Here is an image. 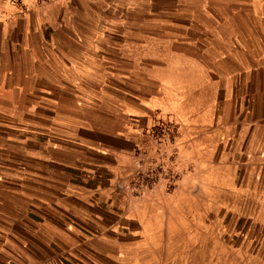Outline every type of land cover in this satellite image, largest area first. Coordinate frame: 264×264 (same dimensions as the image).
Segmentation results:
<instances>
[{
    "label": "crops",
    "instance_id": "obj_1",
    "mask_svg": "<svg viewBox=\"0 0 264 264\" xmlns=\"http://www.w3.org/2000/svg\"><path fill=\"white\" fill-rule=\"evenodd\" d=\"M101 1L116 15L86 35L55 37L49 55L0 50V236H15L19 223L49 264H58L57 239L76 228L99 239L124 228L102 227L100 212L146 230V207L164 217L179 205L170 199L200 193L208 176L218 189L220 157L229 169L241 162L264 206V0ZM166 119L176 132L153 148L150 129ZM158 157L180 173L172 189L157 176L133 195L132 176ZM105 172L93 200L58 191L59 173L70 189L82 187L76 176ZM21 250L31 251L27 240ZM9 251L0 245V264Z\"/></svg>",
    "mask_w": 264,
    "mask_h": 264
},
{
    "label": "rangeland",
    "instance_id": "obj_2",
    "mask_svg": "<svg viewBox=\"0 0 264 264\" xmlns=\"http://www.w3.org/2000/svg\"><path fill=\"white\" fill-rule=\"evenodd\" d=\"M102 5L101 0H0V50L3 48L12 54L33 55L38 49L41 53L49 55L55 51V37L66 41V37L71 35H86L94 26L98 27L105 22V17L109 19L116 15L103 11ZM146 131H149V128ZM162 132L165 136H174L176 126L166 119L150 129L151 138L147 139L150 146L152 144L153 148L155 147V141L161 138ZM228 162L227 157H220V163L223 165H220L218 173V189L214 186L215 182L210 180L211 176H208V180L205 178L206 185L196 194L201 197L200 204L186 201V197L196 196L188 192L186 197L179 194L170 199L175 200L176 204L179 202V205H175V210L165 211L164 207L161 212L166 213L164 217H159L158 213L155 217L152 215V209L146 207V230L142 229L136 220L124 217L116 221L114 215L100 212L103 216L101 226H114L116 222H120L124 228L118 232L104 229L106 233L100 239L97 235H78L76 228V231L65 234L66 237L57 239V263L264 264V206L261 209L253 197L254 192L250 189V182L253 180L251 174L243 173L241 162L230 169ZM167 164L158 157L156 165L151 166L149 171H153L156 177L153 183L157 182V176H160V179L166 180V190L169 191L180 173ZM159 166H162V169ZM234 168L238 178L231 182L228 177L234 174ZM93 176L94 178L87 182H81L82 178L76 176L75 180L71 181L82 187L67 189L61 188L66 176L59 173L58 191L68 192L71 197L93 200L96 197L91 190L95 188V184H105L111 174L101 173V182L96 175ZM138 176L139 170L132 176L131 192L135 196L153 184H147L138 190L137 186L141 183ZM161 209L162 207L160 211ZM122 212L124 214V211ZM72 222L91 232L95 230L91 221L78 218ZM22 227L19 223L14 226L15 236L11 238L0 236V245L10 250V264H49L47 259L50 260L51 254L35 252L34 248H39L35 244V237L26 233ZM0 228L2 229V221ZM24 240L31 245V251L21 250ZM64 240L67 243L65 245ZM23 260H27V263Z\"/></svg>",
    "mask_w": 264,
    "mask_h": 264
},
{
    "label": "built area",
    "instance_id": "obj_3",
    "mask_svg": "<svg viewBox=\"0 0 264 264\" xmlns=\"http://www.w3.org/2000/svg\"><path fill=\"white\" fill-rule=\"evenodd\" d=\"M159 168L162 169V166H159ZM155 178L156 177L153 171H148L146 173L139 172L138 181H141V183H139V185L137 186L138 190L142 189L143 187H146L147 184H152Z\"/></svg>",
    "mask_w": 264,
    "mask_h": 264
}]
</instances>
